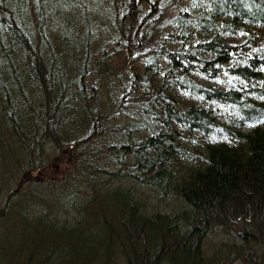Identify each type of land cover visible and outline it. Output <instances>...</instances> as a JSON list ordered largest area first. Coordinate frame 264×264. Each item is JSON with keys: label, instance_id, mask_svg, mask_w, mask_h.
Here are the masks:
<instances>
[{"label": "trees", "instance_id": "16d2710c", "mask_svg": "<svg viewBox=\"0 0 264 264\" xmlns=\"http://www.w3.org/2000/svg\"><path fill=\"white\" fill-rule=\"evenodd\" d=\"M263 207L264 0H0V264H264Z\"/></svg>", "mask_w": 264, "mask_h": 264}, {"label": "bare ground", "instance_id": "6f19581e", "mask_svg": "<svg viewBox=\"0 0 264 264\" xmlns=\"http://www.w3.org/2000/svg\"><path fill=\"white\" fill-rule=\"evenodd\" d=\"M200 105V104H199ZM192 162V161H191ZM184 163V162H183ZM179 164V163H178ZM179 166V165H178ZM183 168V167H182ZM185 170V169H184ZM247 206V205H246ZM255 207V206H254ZM259 207V206H258ZM260 208V207H259ZM264 208V207H263ZM250 209V208H249ZM248 210V209H247ZM264 210V209H263ZM245 211V210H244ZM259 211V210H258ZM245 214V212H243ZM238 215V214H237ZM244 219V218H243ZM246 219V218H245ZM237 264V263H236Z\"/></svg>", "mask_w": 264, "mask_h": 264}]
</instances>
